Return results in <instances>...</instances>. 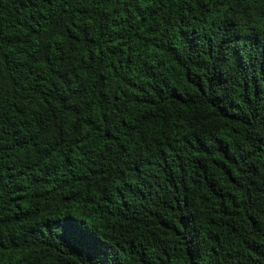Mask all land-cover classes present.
<instances>
[{"label":"trees","instance_id":"obj_1","mask_svg":"<svg viewBox=\"0 0 264 264\" xmlns=\"http://www.w3.org/2000/svg\"><path fill=\"white\" fill-rule=\"evenodd\" d=\"M0 264H264V0H0Z\"/></svg>","mask_w":264,"mask_h":264}]
</instances>
